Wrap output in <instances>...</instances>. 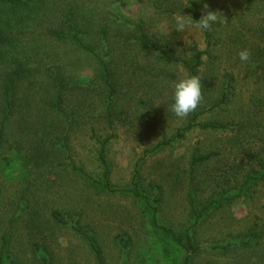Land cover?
<instances>
[{
	"label": "rangeland",
	"instance_id": "rangeland-1",
	"mask_svg": "<svg viewBox=\"0 0 264 264\" xmlns=\"http://www.w3.org/2000/svg\"><path fill=\"white\" fill-rule=\"evenodd\" d=\"M205 3L221 22L176 32L174 16L201 18ZM47 4L18 11L7 27L13 13L0 0L4 264H99L78 230L105 264H264V0ZM67 13L79 17L110 77L93 54L55 42ZM142 30L154 48L142 47ZM245 49L247 62L238 55ZM199 51L203 100L180 118L167 106L174 83L192 75L183 61ZM18 67L25 72L10 112L5 84ZM59 71L61 99L50 85ZM102 151L119 192L100 184ZM134 181L141 197L130 192ZM191 195L199 212L211 204L200 218Z\"/></svg>",
	"mask_w": 264,
	"mask_h": 264
},
{
	"label": "trees",
	"instance_id": "trees-1",
	"mask_svg": "<svg viewBox=\"0 0 264 264\" xmlns=\"http://www.w3.org/2000/svg\"><path fill=\"white\" fill-rule=\"evenodd\" d=\"M1 2H2V4H5L7 6L8 10L11 13H13V15L12 14H9L10 16L8 15L9 19H6L3 21V23L7 27H9V24L10 25L13 24L12 18H14V15L18 11L25 9L29 12V14L27 15V16H29L30 14L35 12L37 9L43 8L46 5H48L47 0H1ZM68 16H70L69 19H67ZM65 17H66V19H64V21H61V25H60L61 27L53 30V32H52V35H53L55 42H57V43H64V42L69 43L70 42V43H73L77 48L84 49L86 51V53L89 52V53L93 54V56H96L97 60L100 61L101 66H103L104 72L106 73L107 78L110 77L109 68L107 67L106 62L100 58L98 53H96L97 51H95L94 45H92V43H89L87 41L88 34H84L83 30L80 29V27H82V26H81L79 17H76V16L71 15L69 13H67L65 15ZM193 19L199 20L200 18L194 17ZM140 30H141V28H140ZM7 36L8 35L5 34V29H2V32H0V48L1 49L5 47V38ZM140 41H141L142 47L145 50H150V49L154 48V46H156V45H154V43H152V41H150V39L148 38V35L143 30L141 31ZM204 54H205V52L199 51L194 57V62L183 61L184 66L191 72L192 75H198V69L201 66L202 56ZM163 57L170 63H174V62L178 61V59L173 58L169 52H163ZM17 69H15V71H10L8 73L9 81L5 84V94H6L5 98H6V102L8 104V109L10 112H12V109H13V100L11 98V95L15 92V89L18 86V84L20 83L21 79L23 78L22 76L25 72L24 69L22 70L19 67ZM54 76H55V77H53V83L54 84L52 83L50 85L55 87V91L58 93V95L56 97L61 99L62 98L61 93H62L64 85L66 84L65 82L67 80V77L64 73H61L60 71L57 72ZM106 84L109 86L108 79H106ZM190 126L191 125H189L187 128H190ZM203 126L209 127V128H214V129L221 127V125H219V124H204ZM180 136H182V135H180ZM106 142L107 141L103 142V149L105 147ZM100 159L102 161V164L105 166L104 181L100 182V184L105 189L109 190L110 192H119L120 190L114 189L111 187V184L109 181V169H108V164H107V161L105 158L104 151L101 152ZM263 177H264V175H263ZM253 179H256V178L249 177L247 180V183ZM133 184H134V188L130 192H132L135 196L141 197V193L139 191L137 182L134 181ZM239 195H241V194L239 193ZM239 195H237V196H239ZM215 202L216 201H214L212 204H214ZM210 205H208L207 207H205L204 209H202L199 212L197 209V205H196V198L194 197V195H191V206H192L193 211L197 214V218H200L202 216L203 212L205 210H207ZM54 218L57 219V221L62 222L61 216L58 212L54 213ZM78 231L81 234H83V236L89 241L92 250L96 254V258H97L99 264H105V262L103 260L102 253H101L100 249L98 248V246L95 244L93 238L82 230H78ZM178 240H181V238L180 239L178 238ZM4 242H5V247H6V245L9 244V236H5ZM0 264H4V256L3 255H0ZM187 264H188V262H187Z\"/></svg>",
	"mask_w": 264,
	"mask_h": 264
},
{
	"label": "clouds",
	"instance_id": "clouds-1",
	"mask_svg": "<svg viewBox=\"0 0 264 264\" xmlns=\"http://www.w3.org/2000/svg\"><path fill=\"white\" fill-rule=\"evenodd\" d=\"M199 20L188 19L189 15L183 13L174 16L175 30L182 33L195 27L203 31H210L214 25L221 22L224 16L219 10H209V5L204 4ZM194 21V22H193ZM239 58L243 62L249 61V50H241ZM172 102L167 107L180 118L188 116L195 111L203 100V85L198 75H191L178 79L173 86Z\"/></svg>",
	"mask_w": 264,
	"mask_h": 264
}]
</instances>
